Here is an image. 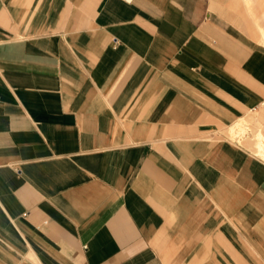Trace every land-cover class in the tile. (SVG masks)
I'll use <instances>...</instances> for the list:
<instances>
[{"label": "crops", "instance_id": "obj_1", "mask_svg": "<svg viewBox=\"0 0 264 264\" xmlns=\"http://www.w3.org/2000/svg\"><path fill=\"white\" fill-rule=\"evenodd\" d=\"M243 119L264 0H0V264H264Z\"/></svg>", "mask_w": 264, "mask_h": 264}, {"label": "rangeland", "instance_id": "obj_2", "mask_svg": "<svg viewBox=\"0 0 264 264\" xmlns=\"http://www.w3.org/2000/svg\"><path fill=\"white\" fill-rule=\"evenodd\" d=\"M263 128L264 127L261 126V124L258 122V120H255L254 123L252 121L251 125H249V120L243 119V120H240L238 122L236 127L231 128L229 133H230L232 138H240L241 136L246 134L248 130H250L252 132L253 137H255L257 134L261 133V130ZM259 152H261V151H259Z\"/></svg>", "mask_w": 264, "mask_h": 264}]
</instances>
